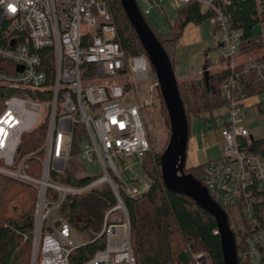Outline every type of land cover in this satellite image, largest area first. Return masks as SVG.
<instances>
[{"label":"built area","instance_id":"1","mask_svg":"<svg viewBox=\"0 0 264 264\" xmlns=\"http://www.w3.org/2000/svg\"><path fill=\"white\" fill-rule=\"evenodd\" d=\"M192 2L213 14L218 62L228 73L220 87L225 101L217 127L221 155L203 165V186L213 203L229 210L240 233L246 231L242 218L248 222L245 258L260 264L264 227L253 214L264 204V158L247 150L251 135L239 123L247 99L242 79L250 77L264 88V0H254L259 17L252 41L262 48L259 58L241 55V33L220 8L229 0H177V8ZM115 39L113 18L102 0H0V87L6 93L0 108V176L35 190L30 264H68L72 250L85 241H75L58 209L67 196L104 185L116 205L103 214L96 235H104V249L85 264H134L121 197L137 199L149 184L126 182L114 161L134 156L141 162L150 150L140 106L126 105V84L146 79L150 65L145 55H126ZM38 126H44L40 147L20 154L23 136ZM78 134L79 162L97 161L102 176L72 187L52 177L73 158ZM31 160L40 166L37 177L28 173ZM113 213L118 219L110 220ZM190 260L212 264L204 252Z\"/></svg>","mask_w":264,"mask_h":264},{"label":"trees","instance_id":"2","mask_svg":"<svg viewBox=\"0 0 264 264\" xmlns=\"http://www.w3.org/2000/svg\"><path fill=\"white\" fill-rule=\"evenodd\" d=\"M110 12L116 28V39L123 52L128 56L145 55V52L132 29L119 0H102ZM162 11L157 0H145ZM137 2V0H136ZM140 12L153 35L174 67L175 45L184 28L189 24L198 25L204 19H212L213 14L200 4L192 2L176 9L172 21H168L167 31L155 32L150 26L144 12ZM221 12L231 23V28L241 33V55L248 58H259L262 48L252 41L257 31L258 12L254 0H229L221 5ZM213 63L206 59L203 63L206 77L177 81L178 92L188 124L190 138V118L212 120L214 113L225 108L221 96V84L228 78L225 70L208 72ZM152 71V69H150ZM245 94L248 97L259 95L264 88L250 77L242 79ZM0 87V106L6 97ZM257 114H264V100L255 104ZM44 137V126L23 136L19 148L20 154L38 150ZM247 150L264 158V137L254 140ZM76 154V155H75ZM78 152L73 151V158L62 174L56 175L54 181L60 184L82 187L95 180L83 175V166L78 160ZM160 154L150 150L144 155L140 164L147 175L149 188L139 198L129 200L121 197L129 222V239L134 264H192L191 255L204 252L212 264H223L220 239L215 234L214 219L200 209L190 199L173 194L164 187L160 174ZM28 173L37 177L40 166L37 161H29ZM184 173L191 175L203 185V165L185 168ZM91 192L96 198L94 207L84 208L79 197L67 196L58 209L59 215L70 224L72 229L87 240L77 249L72 250L68 264H85L96 252L105 247V237L96 235L101 232L102 215L116 205V201L106 186ZM35 190L27 185L11 181L0 176V264H29L32 248L33 206ZM95 204V203H94ZM228 219L234 236L237 264H249L245 258L244 238L249 235L250 226L242 218L241 224L246 231L240 233L230 220L228 209H222ZM264 227V204L255 207L253 214ZM241 235L240 239L237 236ZM260 264H264V254Z\"/></svg>","mask_w":264,"mask_h":264},{"label":"rangeland","instance_id":"3","mask_svg":"<svg viewBox=\"0 0 264 264\" xmlns=\"http://www.w3.org/2000/svg\"><path fill=\"white\" fill-rule=\"evenodd\" d=\"M141 10L143 12L149 13L146 17L149 20L150 26L155 32L167 31L168 21H172L177 9V0H157L162 11L158 13L153 5L146 2L145 0H137ZM201 27H206L208 33L206 37L209 41V50L206 51V59L213 63L207 71H216L220 69L219 51L216 49L214 44V39L210 31L214 29L213 19H204L203 22L199 23ZM258 31V27L255 28ZM175 45V48L177 46ZM205 61V57L202 55L198 59L187 60L183 62L174 63L173 73L176 81H182L185 79L196 80L202 76V67ZM151 69V68H150ZM153 71L149 70L146 79L141 82H135L131 84H126V94L127 102L126 105L131 107L133 105L140 106V117L143 122L148 141L151 146V150L154 153H159L160 155L166 148L169 137H170V127L167 111L163 105L161 95L157 86H155L156 79ZM125 77H122L120 81H123ZM85 86L86 83L84 82ZM153 86V87H152ZM264 100V92L259 95H253L248 97L244 102V108L240 114L239 126H244L247 131L253 136L255 140L264 137V114L259 115L255 110V104ZM1 108V106H0ZM223 111L218 110L214 113L212 120L205 121L197 118H190V134L191 126L198 124V140H195L192 148L196 154V160L198 165L203 163V152L204 144L202 136L207 138L208 149L205 152L208 157L215 159L220 157L221 141L219 138L218 126L220 123V118L222 117ZM199 121V123L197 122ZM200 125V126H199ZM215 125V126H214ZM214 126V127H213ZM200 134V135H198ZM82 136L78 134L76 139V151L78 152L77 145L82 141ZM76 155V154H75ZM78 157V156H77ZM114 165L117 170L121 173L122 179L126 182L134 183H148L147 175L142 167L141 162L136 157H127L120 160H115ZM125 170L122 171V168ZM83 172L85 176L91 177L93 179L102 176V172L99 170L97 161H93L91 164L83 166ZM2 177V176H1ZM10 180V179H9ZM12 181V180H11ZM24 185V184H23ZM29 186V185H27ZM106 186V185H104ZM103 186V187H104ZM31 187V186H29ZM107 187V186H106ZM32 188V187H31ZM102 190V186L98 187L96 191ZM80 202H82L84 208L94 207L96 205V198L93 192H87L79 197ZM95 203V204H94ZM118 213H113L110 216V220L118 219ZM103 216V215H102ZM231 220V218H230ZM232 221V220H231ZM102 223V222H101ZM102 228V226H101ZM75 232V231H74ZM76 233V232H75ZM75 241L81 243L87 240L86 236L76 233L74 236ZM31 262V254L29 259V264Z\"/></svg>","mask_w":264,"mask_h":264},{"label":"water","instance_id":"4","mask_svg":"<svg viewBox=\"0 0 264 264\" xmlns=\"http://www.w3.org/2000/svg\"><path fill=\"white\" fill-rule=\"evenodd\" d=\"M119 2L145 52L148 65L155 74L154 79L168 115L170 137L159 162L162 183L167 191L190 199L214 219L215 234L220 239L223 264H237L234 236L226 214L213 203L206 188L199 181L184 173L188 124L171 63L145 22L136 0H119ZM203 76L206 77L205 72ZM250 139L255 140L252 136Z\"/></svg>","mask_w":264,"mask_h":264},{"label":"crops","instance_id":"5","mask_svg":"<svg viewBox=\"0 0 264 264\" xmlns=\"http://www.w3.org/2000/svg\"><path fill=\"white\" fill-rule=\"evenodd\" d=\"M209 32H211L213 39H214V44L216 45L214 29L212 31L209 30ZM206 33H208V29L206 27L204 28V27H201L200 25H194V24L187 25L184 28L181 36L179 37L177 41L178 43L175 48L174 62L175 60L177 62H183L187 60L198 59L202 55L205 57L206 51L210 49L209 41L206 37ZM204 72H205V69L204 67H202V76L204 75ZM185 80H188V79H185ZM185 80H182V81H185ZM197 122L199 123V121ZM197 131H198V124L192 125L190 138L188 140V144L186 147L187 154H186V159L184 161L185 168H193V167L198 166L197 161H195L196 154L192 148V145L194 144L195 140H198ZM202 138H203V144L205 146H204V152H203L204 160L201 165H204L211 158L208 157L207 154L205 153L207 149L209 148L207 138L205 136L204 137L202 136ZM220 155H221V150H220Z\"/></svg>","mask_w":264,"mask_h":264}]
</instances>
